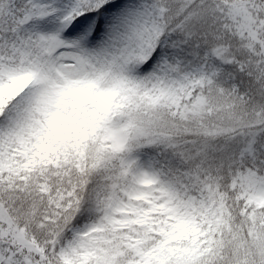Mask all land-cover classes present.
<instances>
[{"label":"snow or ice","instance_id":"6c2138e0","mask_svg":"<svg viewBox=\"0 0 264 264\" xmlns=\"http://www.w3.org/2000/svg\"><path fill=\"white\" fill-rule=\"evenodd\" d=\"M0 264H264V0H0Z\"/></svg>","mask_w":264,"mask_h":264}]
</instances>
